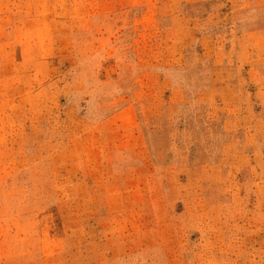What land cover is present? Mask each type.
<instances>
[{
    "label": "rangeland",
    "instance_id": "rangeland-1",
    "mask_svg": "<svg viewBox=\"0 0 264 264\" xmlns=\"http://www.w3.org/2000/svg\"><path fill=\"white\" fill-rule=\"evenodd\" d=\"M0 264H264V0H0Z\"/></svg>",
    "mask_w": 264,
    "mask_h": 264
}]
</instances>
